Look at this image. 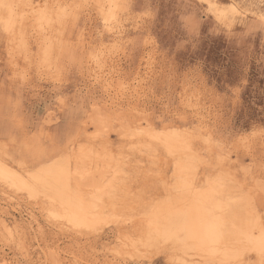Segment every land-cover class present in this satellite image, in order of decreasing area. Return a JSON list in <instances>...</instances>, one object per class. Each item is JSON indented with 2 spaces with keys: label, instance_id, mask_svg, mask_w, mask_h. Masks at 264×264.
I'll use <instances>...</instances> for the list:
<instances>
[{
  "label": "rangeland",
  "instance_id": "rangeland-1",
  "mask_svg": "<svg viewBox=\"0 0 264 264\" xmlns=\"http://www.w3.org/2000/svg\"><path fill=\"white\" fill-rule=\"evenodd\" d=\"M32 2L0 0V264H264V0Z\"/></svg>",
  "mask_w": 264,
  "mask_h": 264
},
{
  "label": "bare ground",
  "instance_id": "bare-ground-1",
  "mask_svg": "<svg viewBox=\"0 0 264 264\" xmlns=\"http://www.w3.org/2000/svg\"><path fill=\"white\" fill-rule=\"evenodd\" d=\"M203 1V0H202ZM36 2V1H35ZM108 5H109V3H108ZM112 5V4H111ZM216 5V4H215ZM208 7H209V5H208ZM228 7V6H227ZM231 7V6H230ZM41 8V7H40ZM220 8V7H219ZM233 8V7H232ZM13 9V8H12ZM19 9V8H18ZM27 9V8H26ZM234 9V8H233ZM16 10V9H15ZM110 10V9H109ZM224 10V9H223ZM12 11H14V10H10L9 11V13L11 14V12ZM28 12H32V13H34L35 11H36V5L34 6L33 5V2H32V0H29V3H28V10H27ZM227 11V10H226ZM231 11H233V10H231ZM19 12V11H18ZM26 11H24V13H25ZM110 13H111V11H110ZM215 13V12H214ZM20 14H21V16H22V14L23 13H21L20 12ZM35 14V13H34ZM112 14V13H111ZM110 14V15H111ZM226 14V13H225ZM224 14V15H225ZM12 15V14H11ZM221 15V14H220ZM36 16V15H35ZM229 16V15H228ZM11 17V16H10ZM23 17V16H22ZM21 17V18H22ZM25 17V16H24ZM41 17V16H40ZM222 17V16H221ZM226 17V16H225ZM230 17V16H229ZM30 18V17H29ZM34 18V17H33ZM232 20H233V17H232ZM42 21V20H41ZM220 21H221V18H220ZM230 24V23H229ZM44 25H46V23L44 24ZM7 27V26H6ZM95 109H96V107H94ZM98 109V108H97ZM191 151V150H190ZM94 153V152H93ZM91 154H92V152H91ZM78 155V154H77ZM93 157V156H92ZM87 159H89V158H87ZM80 160V159H79ZM52 163H54V162H52ZM70 163V162H69ZM3 165V164H2ZM58 167L57 166H55V167H52L51 169H49V171L51 172V173H53V174H59V173H55V172H58ZM1 170V169H0ZM65 170V169H64ZM68 170V169H67ZM76 170V169H75ZM86 171V170H85ZM2 172H3V176H5V175H8L11 171H10V169H8V168H3L2 169ZM80 172H83V171H79V173ZM12 173V172H11ZM81 174V173H80ZM1 175V176H2ZM42 176V175H41ZM38 177V176H37ZM51 177V176H50ZM16 178V177H15ZM18 178V177H17ZM22 178V177H21ZM8 179V178H7ZM14 180V179H13ZM17 180V179H16ZM40 180H42V179H40L39 178V182H40ZM23 181V180H22ZM43 181V180H42ZM19 182V181H18ZM44 182H45V178H44ZM46 183V182H45ZM23 185H24V183H23ZM37 192V191H36ZM54 192V191H53ZM55 195V194H54ZM58 196L60 197L61 195L60 194H58ZM222 198V197H221ZM181 199V198H180ZM60 200H62V201H64V202H66V200L64 199V198H61ZM178 201V200H177ZM207 203V202H206ZM229 203V202H228ZM64 204V203H63ZM78 204V202L76 203V205ZM200 206H195V208L194 209H192V210H190L192 213L191 214H193V212H196L197 210H199L198 208H199ZM76 208H78V206H76ZM243 208V207H242ZM75 209V208H74ZM200 209H202L201 207H200ZM75 211V210H74ZM203 211V210H202ZM66 212V211H65ZM78 212L80 213L81 211H79L78 210ZM75 213H76V211H75ZM74 212H73V214H75ZM190 212H188V214H189ZM199 213H201V212H199ZM72 214V215H73ZM187 214V212H184V213H181L180 215H181V217H183V220H184V225L186 224V225H191L190 223H191V219L189 218L190 216V214L188 215ZM196 215H197V213H196ZM192 216V215H191ZM198 217V216H197ZM196 217V218H197ZM209 217V216H208ZM195 218V217H194ZM221 219V218H220ZM69 220H71L70 219V217H69ZM72 220H74L75 221V223H80V220H79V217H76V216H72ZM71 220V221H72ZM195 221H196V219H194ZM201 220H202V217H201ZM176 222V221H175ZM214 222V223H213ZM217 222H218V220H217V218H213L212 216H210L209 217V219H205L204 218V220L201 222L202 224H200V226L198 225V229H191L192 231H193V233H199V232H201L202 234H205V235H209V236H211V237H213V238H217V239H220L219 237H220V235H219V231L217 230V232H216V230L215 229H217L216 228V226H219L220 224H217ZM87 224V223H86ZM182 225H183V222H182ZM183 225V226H184ZM186 225H185V227H186ZM192 226V225H191ZM188 227V226H187ZM190 227V226H189ZM185 229V228H184ZM189 230H190V228H189ZM256 230H258V229H256ZM255 230V231H256ZM257 232H259V230L257 231ZM190 233L188 232V235H189ZM191 235V234H190ZM200 235V234H199ZM257 235V234H256ZM194 236V235H193ZM190 237V236H189ZM188 237V238H189ZM195 238V237H194ZM201 238V237H200ZM204 238V237H203ZM247 238V237H246ZM256 238H258L257 236L255 237V238H253L254 239V241H256L257 239ZM198 239H199V237H198ZM208 239H209V237H208ZM211 239V238H210ZM200 240V239H199ZM205 240V239H204ZM212 240V239H211ZM206 241V240H205ZM210 241V240H209ZM212 242V241H211ZM254 243V242H253ZM255 244V243H254ZM253 244V245H254ZM209 258V257H208Z\"/></svg>",
  "mask_w": 264,
  "mask_h": 264
}]
</instances>
